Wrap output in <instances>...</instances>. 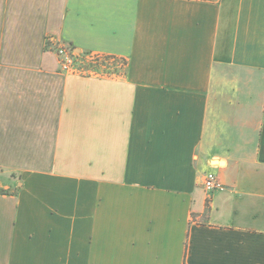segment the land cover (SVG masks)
<instances>
[{
  "label": "crops",
  "instance_id": "1",
  "mask_svg": "<svg viewBox=\"0 0 264 264\" xmlns=\"http://www.w3.org/2000/svg\"><path fill=\"white\" fill-rule=\"evenodd\" d=\"M0 264H264V0H0Z\"/></svg>",
  "mask_w": 264,
  "mask_h": 264
},
{
  "label": "built area",
  "instance_id": "2",
  "mask_svg": "<svg viewBox=\"0 0 264 264\" xmlns=\"http://www.w3.org/2000/svg\"><path fill=\"white\" fill-rule=\"evenodd\" d=\"M47 49L54 53L58 63V72L63 75L115 80L126 71L128 61L123 57L97 52H77L71 46L60 41H47ZM202 186L207 194L222 192L225 185L213 172L203 176Z\"/></svg>",
  "mask_w": 264,
  "mask_h": 264
}]
</instances>
